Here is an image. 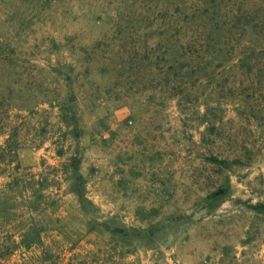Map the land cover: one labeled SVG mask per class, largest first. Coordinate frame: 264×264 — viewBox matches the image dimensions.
<instances>
[{"label":"rangeland","instance_id":"1","mask_svg":"<svg viewBox=\"0 0 264 264\" xmlns=\"http://www.w3.org/2000/svg\"><path fill=\"white\" fill-rule=\"evenodd\" d=\"M154 1L0 0V145L10 136L34 173L77 157L82 191L60 182L42 215L54 260L34 250L7 264H64L80 249L264 264V0H230L244 31L207 47L200 35L202 61L185 49L176 82Z\"/></svg>","mask_w":264,"mask_h":264},{"label":"trees","instance_id":"2","mask_svg":"<svg viewBox=\"0 0 264 264\" xmlns=\"http://www.w3.org/2000/svg\"><path fill=\"white\" fill-rule=\"evenodd\" d=\"M229 2L230 0L154 1L158 14L155 27L159 36L157 45L159 49L164 48L160 58L165 60L167 56L169 64L177 66L171 73L173 82L180 76L177 70L185 64L182 60L185 57V49L193 50L190 56L195 62L202 61L206 49H203V45L198 41L200 35L206 34L207 47L215 42L233 44L234 32L240 29L244 31L249 22L241 21V18L247 15V12L236 14L235 18L232 16L231 20L234 18L235 22L230 24V14L225 11ZM213 56L215 58V55ZM228 56L222 55L221 58ZM60 118L67 127L72 124L74 117L61 114ZM15 148L10 136L0 145V264H7L6 261L16 254L24 259L26 254L34 250L40 251L43 260H52L53 253L44 244L43 237L47 228L42 215L56 210L59 194L54 190L60 189L57 187L60 182L65 185V193L79 197L82 195L81 185L75 175L79 159L70 157L57 166H50L51 171L48 173H34L30 168L20 166ZM55 152L58 156L63 155L61 148L55 149ZM44 166L42 160L41 167ZM253 208L263 212L264 203L253 205ZM118 232L120 231L116 228L110 229L111 234ZM64 264H133V261L127 260L126 254L107 258L101 254L100 249H80L71 253Z\"/></svg>","mask_w":264,"mask_h":264}]
</instances>
